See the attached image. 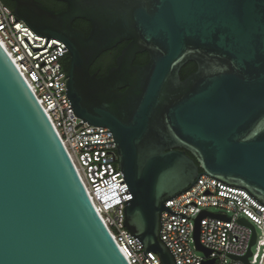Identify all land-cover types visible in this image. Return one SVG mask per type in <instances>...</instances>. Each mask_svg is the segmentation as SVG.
<instances>
[{
	"label": "water",
	"instance_id": "95a60500",
	"mask_svg": "<svg viewBox=\"0 0 264 264\" xmlns=\"http://www.w3.org/2000/svg\"><path fill=\"white\" fill-rule=\"evenodd\" d=\"M11 1L17 18L47 38L40 48L24 38L33 52L51 38L66 45V94L77 117L112 132L120 184L133 196L124 225L146 258L152 252L175 264L159 239V218L164 210L182 215L165 202L202 174L264 204V0H55L67 4L62 12ZM79 19L91 24L89 35L74 27ZM124 42L105 76L91 73ZM142 53L149 61L135 64ZM189 62L197 69L182 79ZM207 216L217 217L202 213L194 234L205 255L200 222ZM240 223L253 236L247 254L233 259L249 264L257 231L247 219ZM0 264H130L1 44Z\"/></svg>",
	"mask_w": 264,
	"mask_h": 264
},
{
	"label": "built area",
	"instance_id": "2783aa9c",
	"mask_svg": "<svg viewBox=\"0 0 264 264\" xmlns=\"http://www.w3.org/2000/svg\"><path fill=\"white\" fill-rule=\"evenodd\" d=\"M24 38L33 48L44 47L47 41L0 0V44L47 114L114 241L130 264H162L155 253H146V258L145 248L124 225L125 204L133 196L126 193L129 189L126 183L120 184L125 179L117 145L108 143L115 142L112 132L106 127L84 122L71 107L66 94V45L51 38L46 48L33 52ZM253 196L247 190L202 174L189 189L166 201L165 205L172 212L186 216L172 215L164 210L159 218V239L173 254L175 264H244L233 257L242 258L247 254L253 232L241 224L240 219H247L257 231L249 264H263L264 204ZM213 209L219 211L212 212ZM204 212L217 215L207 216L200 222V244L210 252L209 255L197 249L194 238L196 220Z\"/></svg>",
	"mask_w": 264,
	"mask_h": 264
},
{
	"label": "trees",
	"instance_id": "16d2710c",
	"mask_svg": "<svg viewBox=\"0 0 264 264\" xmlns=\"http://www.w3.org/2000/svg\"><path fill=\"white\" fill-rule=\"evenodd\" d=\"M37 1L43 3L49 9H51V10L53 9V7L48 4V1H51V0H37ZM2 2L14 11V9H15V3L14 2H12L11 0H2ZM74 27L81 30L86 35H89L90 30H91V24L88 21L83 20V19L76 20L74 22ZM127 45H128V42H124L122 44H119L113 50L109 51L110 53L107 52L106 53L107 54L106 55L107 61H109V63L111 62L112 64H115L116 58L120 55L121 51ZM148 61H149V55L147 53H142V54L137 55L136 60H135V64L145 65V64H147ZM69 66H70V57H69V54H67V56L64 59V67L66 68L67 71L69 70ZM193 70H196L195 63L189 62L188 64H186L181 70L182 79H185L189 75V73L192 72ZM91 73L94 74L95 70H91ZM188 154L191 155L189 152H188Z\"/></svg>",
	"mask_w": 264,
	"mask_h": 264
},
{
	"label": "flooded vegetation",
	"instance_id": "af4514ba",
	"mask_svg": "<svg viewBox=\"0 0 264 264\" xmlns=\"http://www.w3.org/2000/svg\"><path fill=\"white\" fill-rule=\"evenodd\" d=\"M48 4L51 5L53 7L52 10L56 11V12H62L64 10H66L68 8L67 4L64 2H59V1H55V0H51L48 1ZM111 51V50H110ZM109 52V51H107ZM107 52L103 53L96 61L95 63L91 66L90 70H95V73H97L98 77H103L105 76L109 69L113 66L116 65L112 64L111 62L109 63V61H107ZM110 53V52H109ZM105 54V55H104ZM194 63V62H193ZM196 65V64H195ZM196 69H197V65H196ZM196 70H193L192 72L189 73V75L193 72H195Z\"/></svg>",
	"mask_w": 264,
	"mask_h": 264
},
{
	"label": "rangeland",
	"instance_id": "374dc122",
	"mask_svg": "<svg viewBox=\"0 0 264 264\" xmlns=\"http://www.w3.org/2000/svg\"><path fill=\"white\" fill-rule=\"evenodd\" d=\"M212 212H218L219 210L218 209H213V210H211ZM203 255V254H202ZM263 264H264V262H263Z\"/></svg>",
	"mask_w": 264,
	"mask_h": 264
}]
</instances>
